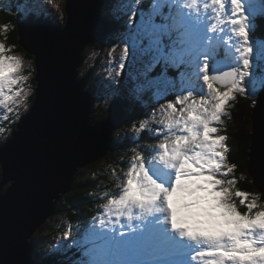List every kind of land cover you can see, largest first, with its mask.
I'll list each match as a JSON object with an SVG mask.
<instances>
[{"label": "snow or ice", "instance_id": "snow-or-ice-1", "mask_svg": "<svg viewBox=\"0 0 264 264\" xmlns=\"http://www.w3.org/2000/svg\"><path fill=\"white\" fill-rule=\"evenodd\" d=\"M128 2L131 15L113 33L123 43L116 75L126 58H149L125 98L140 104L152 93L151 113L142 112L133 134L147 131L156 142L132 147L116 193L103 194L102 211L82 234L73 237L69 226L59 243L71 240L77 264H264V206L253 213L258 198L235 188L237 165L216 126L236 93L264 90V69L256 63L257 49L264 58V38L251 36L264 17V0H155L139 19L140 0ZM23 11L46 13L28 5ZM9 51L0 41V107L15 116L28 111L33 90L25 87L31 73L24 74L23 59ZM161 62L183 65L179 79L166 69L154 73ZM157 114L163 119L150 127Z\"/></svg>", "mask_w": 264, "mask_h": 264}, {"label": "water", "instance_id": "water-1", "mask_svg": "<svg viewBox=\"0 0 264 264\" xmlns=\"http://www.w3.org/2000/svg\"><path fill=\"white\" fill-rule=\"evenodd\" d=\"M103 3L66 0L63 28L50 17L30 16L18 24L19 45L34 58L35 93L15 131L0 145V264H40L29 242L34 232L54 215L77 168L111 149L113 126L123 117L124 106L114 101L106 119L95 120L94 113L89 117L91 96L83 91L86 81L77 77L85 47L102 41L111 30V22L100 12ZM261 103L262 89L255 96L252 133L264 126V117L258 116ZM255 137L248 154L253 171L249 163L247 170L264 194V136L259 140L255 132ZM256 163L259 170L254 169Z\"/></svg>", "mask_w": 264, "mask_h": 264}, {"label": "trees", "instance_id": "trees-1", "mask_svg": "<svg viewBox=\"0 0 264 264\" xmlns=\"http://www.w3.org/2000/svg\"><path fill=\"white\" fill-rule=\"evenodd\" d=\"M13 11L14 10H11V12H4L0 10V24L3 27L4 25L10 26L8 30L5 29L6 30L5 33L3 34L0 33V38L2 39L3 42H5L7 47H11V52L14 53L25 52L26 57L34 60L33 56L28 54L19 45L18 21L20 19L19 17L21 16L19 14H18L19 17L15 16L13 14ZM103 11L104 10H100L101 14L102 15L105 14V17L108 20L109 19L111 20L109 21L111 22L112 31H117L118 30L117 27L120 24L122 28L125 27L124 25H122V22L120 21L119 17H115V19H113L108 13ZM63 14H64L63 23L61 25L57 23V25L60 27H62L66 21L65 11ZM261 19L264 20V17H261ZM257 25H259V27H257V29H255L253 33L254 38L256 37L264 38V21L261 23L259 22ZM110 41L112 40H109L107 36L104 40L102 41L94 40L89 45H94L95 48L102 49L105 43ZM84 55L85 54L83 51V57ZM167 67L168 68L166 69V71L169 76L176 75V72H178L181 69L176 67L173 68L172 66H167ZM182 70L184 71V68H182ZM91 71L92 69L89 72ZM155 71H158L156 73H160L161 71H164V68L162 69V67L158 65L154 69V73ZM179 73H181V71H179ZM34 74L35 73L33 71V75ZM88 76L90 77H88V80L86 81L85 88L93 89L92 86L96 85L95 77H93L92 73H89ZM31 82L35 86L34 79H32ZM32 99L33 98H31V101ZM232 100L233 102L231 103L232 108L230 114H232L233 123L231 124V126L228 127L226 126L223 128V131L228 138V141L226 143L229 148V152L227 154L229 162L235 163L237 165L236 169H234L232 173V176L235 174L238 177L235 178L238 181L240 180L239 182L237 181L239 183L237 187L242 189V191H246L250 193L253 196H258L257 204H259V206H264V199H263L264 195L255 188L252 182V178L247 170L248 153L250 151L251 139H252L251 116L253 114V107L255 104V95L246 96L244 93L238 92L235 94V98ZM120 101L122 105L126 107L127 111L125 112L126 113L125 117L121 121H119L116 129L119 128L121 125L126 126L131 122L137 123L139 120L142 119L141 114L144 111L143 108H142L143 111L139 110L140 107L137 106V104L129 103L127 99H120ZM105 117L106 115L102 113L97 117V120L105 119ZM158 118L159 117L156 118L157 121H159ZM153 120H155V118ZM14 125L12 126L13 129L15 128ZM115 131L112 132L111 134L110 151L104 157L86 166L85 168L88 170V173H86L85 175H84L85 171L79 170L78 172H76L74 176V180L71 183L69 192L63 196V199H61L64 201V203L60 202L61 200L58 199L56 205L54 206L55 213L48 219L50 220L54 218L59 219L58 216L60 215H62V217H60L59 220H56L54 225L47 223L48 221L47 220L39 228L38 232L41 234L45 232V234L43 235H49L51 237V240L44 238L42 240H39L38 237L41 234L32 237L30 242L32 244V254L34 253L36 255L35 259L38 260L41 264H77L79 260L77 258H80L79 250L72 245L71 240L66 241L63 244L60 243L59 244L61 245L60 247L55 246V243L61 240L64 232L69 228V226H72V229L78 226L79 229L83 231L84 228L90 223L92 218L96 217L97 212L100 211L99 205L101 206L106 202V196L103 195L104 194L103 192L99 194L97 192V188L100 186L102 187L108 186L110 177H108L105 173L101 172V169L102 171H104L105 169L102 168L103 166L101 167L100 162L110 159L114 154H120L124 151L131 152L132 147L136 143L156 142L155 139L152 138L151 134L147 131L143 132L139 136H136L133 133L126 134L125 135L126 137L122 138V140H120V138L116 135ZM0 176H1V170H0ZM109 188L110 186H108L105 189V193H107L108 195H109L108 192L111 191V189ZM115 193L113 191L111 195ZM66 205H68L69 207L67 208ZM238 205L242 206L241 204ZM238 209L241 212L247 211V209L244 207L242 208L239 207ZM66 210L69 211L63 213V211ZM74 233L72 232V236L76 237L77 233L75 235ZM52 240L54 242H52ZM45 251L46 253L44 255Z\"/></svg>", "mask_w": 264, "mask_h": 264}, {"label": "rangeland", "instance_id": "rangeland-1", "mask_svg": "<svg viewBox=\"0 0 264 264\" xmlns=\"http://www.w3.org/2000/svg\"><path fill=\"white\" fill-rule=\"evenodd\" d=\"M105 1L106 2H104V4L102 5L101 10H104L106 13H108L111 16V18H113V19H115V17H119L120 21L123 22L124 24H126V21L128 20L129 16L131 15V9H132V6L129 4L128 0H105ZM147 1H148V4L151 5L150 7H144L143 4H144L145 0H140V2L135 5L136 9H138L137 10V17H136L137 19H139V13L141 11L148 13L152 10V6L155 4V0H147ZM65 2H66V0H54L53 4L43 5L40 3V0H0V10H2L4 12H11V10H14L13 14L15 16H17V17H19V15L21 16V17H19L20 22L18 21L19 22L18 24H20L23 19L28 17V15L23 11V8L25 5L31 6L37 10L46 9V13L44 15H40V12L37 11L36 16H39V15L40 16H46V17L50 16L51 18H53L54 21H56L59 25H61L63 23V20H64V14L63 13L65 11L64 10L65 9ZM148 4L146 6H148ZM55 5H58V7H56ZM36 16H33V17L37 18ZM104 16H105V14H104ZM259 22L261 23V22H263V20L257 19L256 24H258ZM64 25L62 27H64ZM116 25H118V24H116ZM9 27L10 26H5V25L3 27L0 24V33H2V34L5 33V31H6L5 29L8 30ZM117 29H122L121 24L118 25ZM115 32L116 31H110L107 34L109 40H112V41L105 43V45L102 49H97L94 47V45H87L85 50H84V54H85L84 60L78 69V75L77 76H78L79 80L84 79L85 81H87L88 80L87 78L90 77V76H88V73L91 69H92V71H91L92 75L96 79L95 80L96 85L92 86V88H93L92 97H91L92 103L89 104L91 110H94L93 108H95L96 111L105 112L108 110L112 101L113 102L116 101L119 104H121V102L118 99H126L125 97L128 94V90L131 89L132 87H134V85L137 83V80L139 78L140 73L144 70V64L149 59L147 56H144V57L138 58L135 61V63H132L130 58H126V61H125L126 66L123 70H121L122 74L120 76H117L116 71L119 70V62H120L119 58L123 52V43L119 37L113 35V33H115ZM0 41H2L1 38H0ZM3 43L5 44V42H3ZM6 47H7V45H6ZM8 48L10 49V51L7 53L8 55L19 56L23 59L24 64H25V67L23 69L24 74L27 75L28 73H31L30 79L25 83V87L31 86V88L33 90L31 96L29 97V106H30V104L32 102L31 98L34 97V91H35V86L31 82V80L34 79V75H35V74L33 75V71L35 73L34 60L26 57L25 52L14 53V52H11V47H8ZM258 52H259V49H257V53H256V63L259 65V67L261 69H264V58H260L258 55ZM29 64H31L30 67L28 66ZM161 64H163V63L161 62ZM161 66H162V68H164L163 65H161ZM156 67H154V69ZM177 68H180V67H177ZM154 69H153V72H154ZM165 69H167V66H165ZM179 71L182 72L183 70L181 69ZM179 71L176 72V75H170V76H174L178 80L179 76H180ZM156 72H158V71H155V73ZM258 75H259V73H258ZM84 88H85V85H84ZM253 95H255V94H253ZM167 98L168 99H174V94L169 95ZM162 102L163 101H161V103ZM229 102L230 103H228V106L226 108L228 115L222 117V123L216 125L220 129L219 134H222V135H226L223 131V128L226 126L227 127L231 126V124L233 123L232 114H230V111L232 108L231 103L233 102V100L232 101L230 100ZM152 103H153V95H152V93H147V94H145L140 105L137 104V106L140 107L139 110H142V108H143L144 111L146 109L148 113H151V108L147 107V106L149 104H152ZM100 108H101V110H100ZM24 113H26V112L23 109H20L18 115L14 116L11 113H6L5 109L0 107V127H4L6 129L5 133H0V145L9 136L12 135L11 133H13L15 131V129H13L12 126L17 121H19V119L22 117V115ZM123 113H124V115L126 114L125 112H123ZM261 114H262V116H261ZM6 115L8 116L7 119H5ZM258 116L264 117V110H263V112L260 111ZM157 117H159L158 118L159 121L163 119V117L161 115H159V114L155 115L154 117H152V123L149 125L150 127L156 126V122H157L156 118ZM154 118H155V120H153ZM94 119L96 120L97 116ZM121 120H122V118H121ZM141 120H139L137 123L131 122L130 124H127L126 126L121 125L117 129L114 127L113 132L116 130L115 133L121 140L122 138L126 137L125 136L126 134H129V133L132 134L133 133V125L135 124L136 127L138 128ZM261 120H262V118H260V121ZM252 126L253 125L251 124V127ZM255 132H256V135L258 134L259 140H260V135L264 136V134L261 133V129L257 128V131L253 130V133L251 134V137H252L251 140L252 141H254V138H255V141H257V137H255ZM227 141H228V138H227ZM263 142H264V140L262 141V143ZM263 151H264V146H263ZM131 155H133L132 151L131 152L124 151L120 154L112 155V157L110 159H107L106 161L100 162L101 167L103 166L102 168L105 169L104 171H102V169H101V172L105 173L108 177H110L108 186H110L109 189H111V191L108 192L109 195H111V193L113 191H114V193H115V191H117V178L122 176L123 171L126 169V164L129 161ZM248 163H249V157H248L247 164ZM85 167L86 166H84V169H83V167L77 168L76 172H78L79 170L85 171V173H84V175H85L86 173H88V170ZM249 169L252 170V163H249ZM113 170H115V174L113 173ZM233 176L237 177V175H235V174ZM1 180H2V176H0V181ZM236 181H238V180L236 179ZM238 182L236 183L235 188L238 190H242L239 187H237L239 185ZM108 186L98 187L97 192L99 194L102 192L105 193V189ZM69 190L66 193H68ZM66 193L61 194L58 199L59 200L63 199V196L66 195ZM233 199H234L235 203L237 204L238 208L244 207L247 209L246 205H242V206L238 205V204H240V198L239 197H233ZM60 202L64 203L63 200H61ZM258 206H259V204H258ZM66 207L68 208L69 206L66 205ZM99 209H100V211H102V205L99 206ZM259 210H261L260 207L255 208V209H253V213L255 211H259ZM68 211L69 210L63 211V213L68 212ZM58 217L60 219V217H62V215H60ZM59 219H57V218H54L51 220L47 219L48 221L47 220L46 221H47V223L54 225L56 220H59ZM78 229H79L78 226H76L74 229H72V232L73 233L75 232L74 235L76 233H78V231L80 232V230H78ZM38 230L36 232H34L33 236H37V235L41 234L38 232ZM82 233H83V231L80 232V234H82ZM43 234H45V232H43L38 237L39 240H42L43 238L51 240V237L49 235H43ZM31 239L29 242H31ZM52 242H54V241L52 240ZM45 253H46V251L44 252V255H45ZM33 258L34 259L36 258V255L34 253H33ZM77 259H79V258H77ZM35 261L40 263L38 260H35Z\"/></svg>", "mask_w": 264, "mask_h": 264}, {"label": "bare ground", "instance_id": "bare-ground-1", "mask_svg": "<svg viewBox=\"0 0 264 264\" xmlns=\"http://www.w3.org/2000/svg\"><path fill=\"white\" fill-rule=\"evenodd\" d=\"M137 10H138V9H137ZM167 10H168L167 8H164V9H163V11H165V12H167ZM65 15H66V14H65ZM65 18H66V17H65ZM54 22L57 23L56 21H54ZM62 28H63V27H62ZM221 50H222V49H221ZM161 65H163V64H161ZM161 65H160V67H162ZM163 66H164V70H165V65H163ZM172 67L174 68L175 66H172ZM167 68H168V67H167ZM176 68H177V67H176ZM180 68L182 69V68H184V66L181 65ZM158 69H159V68H158ZM162 69H163V68H162ZM181 69H180V70H181ZM172 71H173V70H172ZM85 87H86V84H85ZM85 90H86V91H85ZM85 90L83 89V91H84L85 93H87V96H89V97L91 96V97H92V90H93V89H86V88H85ZM259 90H260V89H259ZM259 90H258V91H259ZM258 91H257V92H258ZM257 92H256V93H257ZM34 93H35V91H34ZM89 94H91V95H89ZM255 96H256V94H255ZM91 97H90V103H92V98H91ZM118 100L120 101V99H118ZM112 102H113V101H112ZM112 102H111V104H112ZM120 102H121V101H120ZM32 103H33V102H32ZM32 103L30 104V106L32 105ZM90 103H89V104H90ZM120 105H122V103H121ZM261 105H262V110H264V103H263V104L261 103ZM108 106H109V105H108ZM123 106H124V105H123ZM109 107H110V106H109ZM92 108H93V107H92ZM101 108H102V107H101ZM101 108H100V110H101ZM93 109H94V110H91V108H90V106H89V115L92 114V113H94V116H95V117H96V116L98 117L100 114L103 113L104 115H106L105 119L109 116V108H108V110L105 111V112H102V111H96L95 108H93ZM126 111H127V109H126V107L124 106V110H123V112H126ZM122 116H123V117L125 116L124 113H123ZM122 116H121V117H122ZM89 117H91V115H90ZM121 117H120V118H121ZM123 117H122V119H123ZM260 117H261V116H260ZM120 118H119V119H120ZM119 119H118V120H119ZM102 120H104V119H102ZM117 122H118V121H117ZM117 122H116V123H117ZM114 127H115V126H113V129H114ZM261 131L264 132V126L261 127ZM250 139H251V138H250ZM121 140H122V139H121ZM260 167H261V165L258 164V163H256V165L254 166V169L259 170ZM79 168H80V167H79ZM83 168H84V167H83ZM255 172H256V171H255ZM239 181H240V180H239ZM258 193H259V192H258ZM258 195H259V194H258ZM263 195H264V194H263ZM263 195H262V196H263ZM260 197H261V196H260ZM260 197H259V199H260ZM257 198H258V196H257ZM263 199H264V198H263Z\"/></svg>", "mask_w": 264, "mask_h": 264}, {"label": "clouds", "instance_id": "clouds-1", "mask_svg": "<svg viewBox=\"0 0 264 264\" xmlns=\"http://www.w3.org/2000/svg\"><path fill=\"white\" fill-rule=\"evenodd\" d=\"M104 1H105V0H104ZM103 4H104V3H103ZM28 17H30V16H28ZM28 17H27V18H28ZM31 17H33V16H31ZM36 17H37V18H39V17H43L44 19H46V18H49L50 16H49V17H46V16H40V15H39V16H36ZM27 18H25V19H23V20H26ZM33 18H34V19H37V18H35V17H33ZM23 20H22V21H23ZM19 22H20V21H19ZM59 27H60V26H59ZM60 28H61V27H60ZM106 36H107V35H106ZM83 59H84V57H83ZM89 73H92V72H89ZM89 73H88V74H89ZM77 77H78V76H77ZM93 77H94V76H93ZM87 79H88V78H87ZM95 80H96V79H95ZM84 89H85V88H84ZM24 114H25V113H24ZM24 114H23V115H24ZM23 115H22V116H23ZM17 122H18V121H17ZM17 122H16V123H17ZM16 123H15V125H16ZM15 125H14V126H15ZM14 129H15V128H14ZM99 206H100V205H99ZM261 251H264V250H261Z\"/></svg>", "mask_w": 264, "mask_h": 264}]
</instances>
